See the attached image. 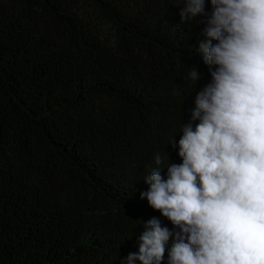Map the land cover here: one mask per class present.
<instances>
[{"label":"trees","instance_id":"1","mask_svg":"<svg viewBox=\"0 0 264 264\" xmlns=\"http://www.w3.org/2000/svg\"><path fill=\"white\" fill-rule=\"evenodd\" d=\"M182 7L0 0V264H124L149 219L173 229L143 178L158 153L181 163L175 141L214 70L198 51L206 17L182 23Z\"/></svg>","mask_w":264,"mask_h":264},{"label":"clouds","instance_id":"2","mask_svg":"<svg viewBox=\"0 0 264 264\" xmlns=\"http://www.w3.org/2000/svg\"><path fill=\"white\" fill-rule=\"evenodd\" d=\"M181 2L182 23L206 17L198 51L214 70L175 141L181 163L158 153L143 178L141 199L173 229L149 219L124 264H264V0H207L210 14Z\"/></svg>","mask_w":264,"mask_h":264}]
</instances>
